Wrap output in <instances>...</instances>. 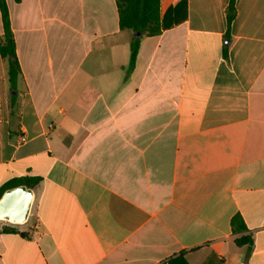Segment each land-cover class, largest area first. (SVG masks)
Returning <instances> with one entry per match:
<instances>
[{
	"label": "crops",
	"instance_id": "1",
	"mask_svg": "<svg viewBox=\"0 0 264 264\" xmlns=\"http://www.w3.org/2000/svg\"><path fill=\"white\" fill-rule=\"evenodd\" d=\"M184 1L124 80L115 0H6L0 187L35 183L27 221L0 220V264H264V0H235L229 28V0Z\"/></svg>",
	"mask_w": 264,
	"mask_h": 264
},
{
	"label": "trees",
	"instance_id": "2",
	"mask_svg": "<svg viewBox=\"0 0 264 264\" xmlns=\"http://www.w3.org/2000/svg\"><path fill=\"white\" fill-rule=\"evenodd\" d=\"M19 1V0H15ZM118 22L120 29H128L140 36H133L130 42L129 62L125 70L124 80L128 78L135 66L141 36H155L174 25L179 24L186 17V2H178L175 6L168 8L163 15L160 13V0H115ZM0 17L3 34L0 37V56L7 63V77L9 85L10 106L16 104L18 98L17 82L20 76V66L15 53V42L10 27L9 12L6 0H0ZM235 17V0H229L226 14L227 27ZM35 182L29 183L27 180L13 179L0 187V197L2 193L12 187L21 184L33 186ZM232 231L239 232L245 229L242 220L235 217L231 221ZM250 242L249 238L236 239V245H244ZM171 264H187L180 256Z\"/></svg>",
	"mask_w": 264,
	"mask_h": 264
},
{
	"label": "water",
	"instance_id": "3",
	"mask_svg": "<svg viewBox=\"0 0 264 264\" xmlns=\"http://www.w3.org/2000/svg\"><path fill=\"white\" fill-rule=\"evenodd\" d=\"M135 36H140L135 33ZM33 200V190L24 185L5 190L0 197V220L11 224L27 221Z\"/></svg>",
	"mask_w": 264,
	"mask_h": 264
},
{
	"label": "rangeland",
	"instance_id": "4",
	"mask_svg": "<svg viewBox=\"0 0 264 264\" xmlns=\"http://www.w3.org/2000/svg\"><path fill=\"white\" fill-rule=\"evenodd\" d=\"M135 35V34H134Z\"/></svg>",
	"mask_w": 264,
	"mask_h": 264
}]
</instances>
